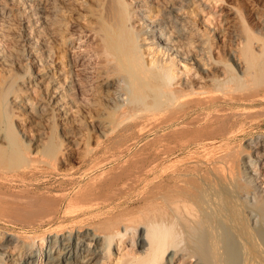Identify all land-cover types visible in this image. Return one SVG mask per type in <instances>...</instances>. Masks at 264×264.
I'll use <instances>...</instances> for the list:
<instances>
[{"label": "bare ground", "instance_id": "obj_1", "mask_svg": "<svg viewBox=\"0 0 264 264\" xmlns=\"http://www.w3.org/2000/svg\"><path fill=\"white\" fill-rule=\"evenodd\" d=\"M35 1L37 2V0ZM111 1L112 0H110V4ZM115 1L116 0H114V2ZM118 1L120 2L119 7H113V8L108 7L109 10L107 8L105 9V11L107 10L108 13L107 14L105 13L106 15L105 24L103 25L101 32H99L102 41H104L103 43L104 46L102 45L103 48H100L102 52L101 51L100 52L107 56L106 61L102 59V63H105L106 67L104 66L105 68L103 70H100L97 75L98 78L97 80L99 83V93L101 99L99 101H101V107H103L108 111V113L110 114L109 116H113V118L109 121L108 119L105 122L102 121L103 128L101 127L102 129L100 130L102 136L104 135V139H106V137L108 139V137L112 138V136L118 135L120 134V132H124V130L131 127V125L127 124L130 121H134L133 126L135 128H139L140 131L143 129L144 126H146V124L150 122L158 121L159 122L158 125L162 129L166 127H174L173 131L171 130L172 132L170 131L169 132L173 133V136H175L176 138V139L174 138L176 140V143L174 145L164 144L165 146H163L164 148H161L162 150L159 147V149L161 150L160 157L163 158L161 160L165 161V159L170 155H173L176 152L185 149L189 150L192 147H196L197 149H202L203 158L198 160L197 162H194L193 165H190L188 167H183L185 169H181L182 167L178 168L176 164H172L171 167L173 168V170L171 171L172 173L170 174L169 177H167L168 167H164V169L162 170V175H161V180L159 181V185L157 186L155 185L156 183L155 184L153 183L157 187L156 190L157 193L156 191L155 193H153L154 191L153 192L150 191L148 192L151 193L150 196L144 197L145 199L143 200V201H147V204L149 203L147 205L148 211L145 214L148 215V217L139 216V214L137 213L138 212L140 213L141 211L137 212L136 210L137 213L134 214H130L129 213L130 211L129 212L127 211L129 214L127 213L126 215L127 218L124 219L121 216L122 211L120 210L121 212L116 214L115 217H114L115 214L113 216L109 215L110 217L107 218V221L104 220L106 221L104 222V224L102 222H99V224L97 225H95V223L84 224V222H82L83 224L75 226L74 225L75 220L78 218L77 216L79 215V212L76 210L75 207L77 206L79 207V205L81 207L84 204V203L82 205L78 204L79 202H81L79 200L81 197L79 193L80 196L78 197L79 201L75 199L78 202L74 200L75 202L73 201L72 203L71 199L69 203H67L68 201L66 202L68 205L67 208L65 209V213H66L65 215H67L66 217L71 218L69 222L71 223V221H73L72 224L69 223L60 224L56 228L54 227L55 230L53 229L52 232L50 233L47 232L48 234L46 235L44 234L45 236L41 235V237H39L37 235L39 238L37 236H34V238L37 237L34 240H33V236L30 235L28 236L24 234L25 236H28L30 239L27 240V238L19 235L18 236L13 235V233L6 234L2 238H0L1 240L0 255L4 258L3 262H0V264H5L7 262L10 263L14 262L16 264H37V258L42 255L41 254V252L43 251L42 248L40 249L38 248L36 252H34L35 249L34 250L32 249L33 250L32 253H28V250L31 249L32 246H35V244H37L38 242L44 243L46 241L48 242L52 241L53 247H51L48 251L43 252L45 253L43 256L45 257L44 264H101L103 260L107 258V256L105 255L106 246L105 244L103 245L102 240L103 238H106L104 237L106 233L104 231L109 229H112L113 231L112 232L110 230L111 233L109 232L111 234V235L109 234L110 236L108 239V240L111 239L110 243H112L114 237L116 238V236L117 238L119 236L121 239H128V235L132 233L133 235L131 234L132 235L131 239L134 241V247L138 246L140 248L139 253H141V256H138L137 253L133 254V252L132 253L128 252L125 255L126 257H124L125 259H123L122 263L119 262L121 264H159V262L163 259L166 253L168 254L164 264H175L177 258L180 257L184 258V256H188V258L183 260L184 264H264V194H259L258 192L260 191L256 192L257 189L253 190V187H255L254 185L255 178L253 176H250V171L247 170L245 166L251 162L250 160L253 161L256 153H257L256 159L263 161L264 148L262 147L263 153H261L260 148H256V146L259 143L256 142L258 138L255 139L254 137L252 141L254 145L244 146L242 150L232 149L230 146L233 139L237 137L238 132H240V130L245 124L241 122V119H244L245 116L247 117V115L252 112L251 111L252 109L250 110L246 109L245 111L243 109L248 107H253L255 105L261 106L264 104V49L261 52L260 51L257 52L254 48L255 40L262 41L263 42L262 46L264 45V27H263L264 25L262 26L263 29L261 31L258 32L255 31L254 34L250 30L245 28L241 32L238 31V33L235 34L232 33L234 37L231 35L233 38L240 37L246 40L244 47H242V49L239 52L241 57H243V59L247 64L246 65L247 67H245L246 68L245 71L243 72L242 70H240V64L239 61H237L236 59L237 56H235V53L233 52L229 53V51L221 49L217 62L222 63L227 61L226 57L228 56L229 58L228 61L230 60L232 62L235 71H238L240 75L234 73L235 71L233 70V68L227 65L230 68L229 69V72L231 73L230 75L232 76V74L233 75L237 74L236 77L232 76L230 79L228 78L225 80H220L219 77L217 76L218 73L217 71L218 68H217L214 71L215 74L213 75V78L211 79L212 75L209 72L210 70H207L206 68L207 66L208 67L210 66L209 65L211 62L210 60L215 58H213V55L211 54L210 51L211 45H209L210 40L208 37V32H206L209 29L207 30L205 29V31H203V33L200 35L201 37L199 35L193 36V29L190 28H192L191 26L193 25L200 27L199 20H201L200 19L201 13L203 12H201L202 10L197 11L196 9H194V7L192 6L193 4H191L192 3L191 0H158V2L157 1L155 2L156 3L155 7H151L152 0L151 1L134 0L135 5L131 7L127 6V4H122L123 3L122 0H118ZM162 1L163 4L161 5ZM1 6H3V4L0 1V7ZM1 10L2 9H0V13ZM53 12L56 11H52V14H54ZM135 12L136 13L139 12L137 14V17L141 23L138 27L139 29L137 30H135L134 27H131L132 24L134 23L133 14H135ZM151 12L153 14H149ZM51 16L53 15L48 14V15H42L40 17L43 19L42 21H44V23H48L47 25H49V23H51V19H50ZM52 23L54 25V22ZM189 35H192L193 37ZM99 46L101 47V45ZM146 51L150 52L148 53L150 55L149 57L151 58L149 57L145 58ZM29 53H28V57L30 54H32V56L33 55L37 56V54H35L36 52L34 53V51H32V53L30 54ZM166 55L168 56V58L164 59V56ZM172 55L173 56L175 55L176 57L175 59L177 61L170 58L172 57ZM0 62L2 64H7L10 61L6 55L0 53ZM181 64L187 73L188 72L190 73L192 70H194L192 71L193 72L192 75L196 74L198 78L194 80H190L179 86L176 85L177 83L175 82L176 80L175 70L178 69V66H180ZM71 80H69L68 83H65V86H62L61 84H58L55 81V76L51 72L47 71V72H42L40 75L29 80V83L33 84L42 92H44L46 88L49 89L50 95L48 97L50 99V102H52L54 108H59L62 110L63 108L61 101L63 99L65 98L67 99L68 105L70 104L73 105L75 103L72 102V98H71V96L73 97L74 94L73 89L75 88L74 85H72L73 82ZM208 81H213V83L208 84ZM123 92L126 93V95L128 96L127 102L120 100L119 98V94ZM98 95L99 94H97V98L99 99ZM59 97L60 100L58 101L57 99ZM41 108L42 107H40V109ZM93 108H98V107L96 105ZM68 112L69 111H67V113ZM101 114H102V110L99 115ZM46 115L49 114H46L45 110H42L41 117L45 119ZM248 119L246 121H249ZM250 119L254 120L251 117ZM263 121L262 122L260 121L261 124L263 123ZM250 124H252V122ZM155 125L157 124H154L151 127L153 128L155 127ZM145 131H147V128ZM100 132L98 134H100ZM127 137H129V135ZM169 138H170V134H169ZM130 139H132V137ZM152 139H149L148 141ZM161 139L162 138H160V140ZM160 140L158 139V142ZM0 141H1V136H0ZM4 142L5 141H3V143ZM152 142L153 141H151V143ZM154 142L158 144L157 140ZM171 142L174 143V141ZM125 144L123 141V145ZM4 146H5L4 148H6V145ZM127 146L124 147L126 148ZM149 147L150 145L147 148ZM2 148L3 147L0 146V150ZM122 149L123 148H121L120 151ZM159 149L157 150L156 148L158 153H159ZM4 150L5 149H3V156L5 154ZM141 150L142 149L140 147L139 153L140 152L143 153V150L142 151ZM27 151L30 150L27 149ZM94 153L95 152H93V155ZM122 153L123 152H121V154ZM147 153H144L146 154V156L142 154L141 158L139 157L140 154H138L139 156H135V157L143 159L142 157L144 158L148 157ZM199 153H201V151ZM34 154H35L34 156L33 154L31 155L32 157L30 159H32L31 161L36 162V158H37L36 156L39 155H37L38 153H34ZM89 154L90 153H88V155ZM9 155L10 154H8V156ZM15 155L16 154L13 155L11 153L9 160H11L12 156L15 157ZM23 155L28 159V157L30 156V152L29 154L27 152V155L29 156H27L26 153H23ZM41 156L44 155H40V157ZM49 156L50 155H48V157ZM20 157H22V155ZM46 157L42 158L43 160L38 158L39 162L40 161H41L40 163L44 162V159ZM135 157L133 158V161L136 160L140 161L137 158L135 159ZM114 158L115 157H113V159ZM247 158H249L248 159L249 161L246 160ZM105 160L104 162H106ZM128 160L126 161V163L130 162ZM145 160H143V162ZM1 161L2 159L0 156V162ZM21 161H23V159ZM27 161H29L28 163H30V160ZM150 161L152 160H149V162ZM143 162H139V163L144 165ZM45 163L47 164L48 162ZM93 163H95V161ZM131 163L130 164L127 163V165H131ZM133 163L135 165L137 162H133ZM139 163H137V165H139ZM98 165L99 164L95 166V164L94 165L92 164V166H95L96 168ZM127 165L124 164L123 165L124 167L122 166V169L120 168V166L119 167L115 166V168L117 167L120 168L122 171H125L126 167L129 168V166ZM143 165H141V167ZM135 167L138 166L135 165ZM148 167L145 168L147 169ZM29 168L32 167L29 166ZM138 169H140V167ZM148 169L147 171L150 172L149 170L151 169L149 170ZM129 170L131 171L132 169ZM133 171L127 174L124 172L123 173L125 174V176L128 174L129 175L134 174V176H136L137 174L135 175ZM140 171H142L144 174L143 170ZM142 172L141 174L139 172L141 176H143ZM98 174L100 176L101 173ZM28 175L29 174H27V176ZM32 176H34V172ZM103 176L101 175V177ZM101 177H97V178L100 179ZM108 177L109 176H107V178ZM18 178L25 179L26 177L23 175L9 174L6 171H3V169H1L0 166V212L1 213L10 214L15 218H17L16 220H20L26 224L29 223V225L35 222H39L40 224H43L44 222L47 223L48 220H53L60 217L62 205L66 200V197H64L63 195H62L63 196L62 199L58 201L57 204L53 203L55 202L56 199L54 198L51 199V202L53 204L43 203L39 205L35 203L34 201L35 199L34 200L30 199L33 198L32 194H31L32 197L30 196L29 199H28V195L27 196L24 195L26 192V189H24V187L23 189L25 190V192L23 193L19 192L22 191L23 189L22 190L17 189L19 192L18 193L19 195L17 196L19 197L22 194L25 197H27V200L29 201L27 203L24 202L23 200L24 198L23 199L19 198V200H23L22 202H18V198H17V202H16L15 201L16 197L11 194V191L6 192L2 190L5 184L11 182L13 183V181H15L16 179L18 180ZM94 178L93 180H95ZM105 178L104 177L101 178L102 181H105ZM135 178L136 177H134L133 179ZM71 179L72 178H70V180ZM99 179L98 181L101 182ZM93 180L91 181L94 183ZM113 180L114 179H112V181ZM131 180L132 179H130V181ZM170 180L171 182L169 183ZM26 182H29V179ZM89 182L88 184L91 185L92 182L90 183ZM114 182H112L111 186L108 185L109 186L108 188L113 193L115 188V187L113 188ZM132 182L133 180L130 183ZM16 184L17 183H15V185ZM90 185L89 186L87 185L88 187L84 186L85 189L89 190V188L94 187V185L91 186ZM128 186L126 187L129 189L130 186L129 187ZM84 187L82 188L83 193L85 191ZM122 187L124 188V184ZM30 188H27V191ZM103 189L105 188L103 187ZM88 190L86 191L88 192ZM14 191L15 190H13V192ZM29 192L30 191H28V193ZM109 192L110 191H107V193L104 192L103 193L106 195H110L111 193ZM243 193L251 195L250 198L251 200H249V202H246L243 199V195H244ZM75 194L76 193L74 192V195ZM116 194L119 195V192ZM257 194L262 197V199L260 200L261 202L260 205H258V203L255 202L254 203L251 202L253 200L252 195H254L253 201H255L258 197ZM59 195L57 194V196ZM97 195L99 198L100 194ZM47 196L45 200L47 199L50 200L49 198H47ZM93 196L95 195L93 194ZM93 196H91L90 198L91 202L92 199H94ZM108 197L110 198L111 196ZM108 197L104 199L107 200ZM115 197H117V195ZM104 199L102 198L101 201L102 200L105 201ZM94 201L95 203L97 201L95 205H98L99 202L97 198H95ZM94 201L92 202V204L94 203ZM87 202L89 201L87 200ZM74 203H77L78 205L72 206ZM122 210L124 211L123 208ZM135 214H137V216ZM84 219L86 218L84 217ZM84 219L82 221H84ZM9 220L10 218L7 219V221ZM119 220H125L126 222L124 221L123 222L124 224L123 223L121 224ZM96 222H98V220ZM181 230L186 232L188 236H190L193 240H195L193 241V243L196 242V248L181 247L180 249L174 250L178 246L176 245L177 244L176 235L178 231L181 232ZM137 233L138 235H136ZM183 234L184 233H182V235ZM187 234H185V236H187ZM186 239L189 238L187 237ZM187 242H190V240H188ZM189 245L192 246L191 244H188V246ZM173 247L175 248L169 252V250Z\"/></svg>", "mask_w": 264, "mask_h": 264}, {"label": "rangeland", "instance_id": "obj_2", "mask_svg": "<svg viewBox=\"0 0 264 264\" xmlns=\"http://www.w3.org/2000/svg\"><path fill=\"white\" fill-rule=\"evenodd\" d=\"M0 1L3 4V6L0 7V9H2L0 13V53H3L4 55H6L10 61L7 64H2L0 62V136H1L0 144L2 143L0 146L3 147L0 150V156L2 159V161L0 162V166H1V169H3V171H6L9 174L23 175L26 177L25 179L18 178V180L16 179L15 181H13V183L11 182V183L5 184L2 190L6 192L11 191V194L16 197L15 198L16 202L18 198V202H22L24 200V202L27 203L29 201L27 200V197L25 196L28 195V199H29V197L32 194L33 198H30V199L32 200L35 199L34 200L35 203L39 205L43 203L44 204L46 203L47 204H53V203L57 204V202L60 201L63 196L66 197V200L62 205L60 217L57 219L48 220L47 223L44 222L43 224H40L39 222H35L29 225V223L26 224L20 220H16L17 218H15L14 216L10 214H3L0 212V235H1L0 238H2L6 234L13 233V235H17V236L19 235V236L25 237L27 238V240H30L28 237L30 235V236H33V240H34L38 236L39 237H41V235L45 236L46 234L52 232L53 229L55 230V228L60 224H63V223L72 224L73 221H71V223L69 222L71 218L66 217L67 215H65L66 214L65 209L67 208V205H68L67 203H69L71 200H72L71 201L72 203L75 199L78 200V197H80L79 193L81 195L79 199L81 202H79L78 204L82 205L84 203L85 206L83 204L81 207L80 205L78 207L77 203H74L72 205V206L74 205L77 206L75 208L79 212V215L77 216L78 218L75 220L76 224L74 223L75 226L83 224L82 222H84V224H89V223L94 224L95 223V225H97L99 224V222H102L104 224V222L107 221L108 217L113 216L114 214H115L114 215L115 217L116 214L120 213L121 211H122L121 216L124 219L127 218L126 215L129 211H130L129 212L130 214H134V213H137L138 211H141L142 213L141 212L137 213L139 214V216L148 217V215H145V214L148 211L147 205L149 203L147 204V201H143V200L145 199L144 197L150 196L151 193H148V192L154 191L153 193H155V191L157 190V187L155 185L157 186L159 185V181L161 180L162 170L164 169V167H168L167 177H169L170 174L172 173L171 171L173 170V168L171 167L172 164H176L178 168L182 167L181 169H185L183 167H188L190 165H193L194 162H197L198 160L202 159L203 152H202V149H197L196 147H192L189 150L185 149L182 151H178L173 155H170L169 157L165 159V161L161 160L163 159L162 157H160L161 150H162L161 148H164L163 146L165 145H174L176 143V140H175L176 138L175 136H173V133H170L173 131L174 127H166L162 129L158 125L159 123L158 121L150 122L151 124L148 123L149 125L146 124V126H144L142 129L143 132L142 130L140 131L139 128H135L133 126L134 121H130L127 124L131 125V127L127 128L128 130L127 129L124 130V132H120V134L118 135H114L115 138L114 136H112V138L108 137L107 139V137L105 136L106 139H104V135L102 136V133L100 132V130L103 128L102 123L105 122L107 119L108 121L111 120L113 116H109L110 114L108 113L106 109L101 107V101H99L101 99H100L99 83L97 80L98 79L97 75L100 70H103L106 67L105 63H102V59L106 61V58H107L105 54L101 53L102 50H100V48H103L102 45L104 46L103 44L104 41H102V38L99 32H101V29L103 25L105 24V19H106L105 13L106 14L108 13L107 10L105 11V9L106 8L108 9V7L109 8L119 7L120 2L118 0L114 2V0H112L110 4V0H37V2L35 0H0ZM156 1L158 2V0H152L151 7L156 6V3H155ZM191 1H192L191 4H193L192 6L194 7V9H196L197 11L202 10L201 12H203L201 13V17H200L201 20H199L200 27L193 25L191 26L192 28H190V29H193V36L194 35L200 36L203 33V31H205V29L206 30L209 29L206 32H208V37L210 40V43H209V45H211L210 51H211V54L213 55V58L216 59V61L215 59L210 60L211 61L209 64L210 66L209 67L207 66L206 68L207 70H210L209 72L212 75L211 79L213 78V75L215 74L214 71L217 68L219 69V70L217 69L218 71L217 76L219 77L220 80H225L228 78L230 79L232 76L236 77L237 74L240 75L238 71H235V68L233 67L232 62L230 60L228 61L229 59L228 56L226 57L227 59L224 58L227 61L224 60L225 62H222V63L217 62L219 58L218 56H219L221 49L227 50L229 51V53H232V52L235 53V56H237L236 59L237 61H239V64H240V70H242L243 72L245 71L246 69L245 67H247L246 66L247 64L245 60L243 59V57H241L239 52L242 49V47H244L246 40L240 37L233 38L234 36L232 35V33L235 34V33H238V31L241 32L246 28L254 34L255 31L258 32L263 29L264 27L263 26L264 25V0H245L247 2H245L244 0L243 1L242 0H191ZM122 2H123L122 4H127V6L129 7L135 5L134 0H122ZM162 4H163V1L161 5ZM52 11H56V12H53L54 14H52ZM138 13L139 12L137 13L135 12V14L132 13L134 15L133 17L134 23L132 24L131 27H134L135 30L139 29L138 27L141 24L137 17ZM48 14L53 15L50 17V19H51V23L54 22V25L53 23L52 24L49 23V25H47L48 23H44V21H42L43 19L40 16L48 15ZM149 14H153V13L151 12ZM260 26L261 27L263 26V27L261 28ZM189 36L193 37L192 35H189ZM262 44H263L262 41H258V40L254 41V48L257 52L263 51L264 45L262 46ZM99 45H101V47ZM32 51H34V53L36 52L35 54H37V56L35 55L32 56V54H30L32 53ZM148 52L149 51H146L145 58H148L150 56L149 55L150 52L149 53ZM28 53L30 54L29 57H28ZM35 57H38V58H35ZM167 58H168L167 55L164 56V59H167ZM170 58L176 60L175 55L174 56L172 55V57ZM225 65L226 66L229 65L230 67H232L233 70L235 71L234 73H237V74H234V75L232 74L231 76L230 75L231 73L229 72L230 68L228 66L226 68ZM47 71L51 72L55 76V81L58 84H61L62 86H65V83H68V81L72 79L71 81L73 83L72 82L71 83L75 87L73 89L74 90L73 97L71 96L72 102L73 103L75 102L73 105L72 104L68 105L67 99L65 98L61 101L62 108L64 110L63 109L61 110L59 108H54V105H52V102H50V99L48 97L50 95L49 89L46 88V90L42 92L37 87H35L33 84L29 83V80L40 75L42 72H47ZM192 71L190 73L189 72L187 73L184 67L182 66V64L178 66V69L175 70L176 72L175 82L177 83L176 85L180 86L190 80L197 79L198 76L196 74L192 75L193 74ZM212 83L213 81H208V84H212ZM97 94H99L98 95L99 99L97 98ZM119 98L120 100L127 102L128 96L126 95V93L123 92L119 94ZM57 100L59 101L60 97ZM98 101L100 102V104ZM94 105L95 106L97 105L98 108H93L95 107ZM40 107L42 108L40 109ZM100 109L102 110L101 115H99L101 113ZM246 109L247 110L252 109L251 110L252 112L250 111L251 113L248 114L247 117L245 116L246 118L244 117V119H241V122L245 124L240 130V132H238L237 137L233 139L230 146L232 149L242 150L244 146L254 145L252 143L253 137H254L255 139L258 138L256 142L260 144V145L258 144L257 145L258 147L256 146V148H260L261 153H263L262 149L264 148V121H263L264 120L263 118L264 117V104L261 106L255 105L253 107H248L243 110L245 111ZM42 110H45V113L49 114V115H46L45 119L41 117ZM67 111L69 112L67 113ZM257 112L258 114L260 113L259 114L260 116L257 114ZM250 117L253 118L254 120L250 119ZM247 119L249 121H246ZM260 121L261 122L263 121V123L261 124ZM251 122L252 124H250ZM154 124H157V125H155V127L152 128L151 126H153ZM146 128H147V131H145ZM99 132L100 134H98ZM168 133L170 134V138H169ZM130 134L133 136H131ZM128 135L129 137H127ZM98 136L100 139L98 138ZM131 137L132 139H130ZM159 137L162 139L160 140ZM149 139H152V140L148 141ZM158 139L163 143V145L160 141L158 142ZM100 140L103 143H101ZM156 140L158 144L154 142ZM3 141L5 142L3 143ZM112 141L114 142V144ZM123 141H124V144L126 143L125 145H123ZM151 141H153L157 145L154 144L153 142L151 143ZM171 141H174V143ZM120 142L122 143V145ZM4 145H6V148H4L5 147ZM145 145L147 147L150 145V147L147 148ZM114 146H115V149H114ZM124 146H127L128 149L127 147L125 148ZM140 147L143 150V153L142 152L139 153ZM155 147L157 148V150L160 147L161 150L159 149V153L157 152ZM121 148L123 149L120 151ZM3 149H5L4 156H3ZM27 149L30 151H27ZM90 149H93V150H90ZM106 149L110 152H108ZM152 150L153 152L154 151L156 152L153 153ZM200 151L201 153H199ZM27 152L28 154L30 152V156L27 155ZM87 152L90 154L88 155ZM93 152H95L94 155H93ZM121 152L123 153L121 154ZM149 152L152 153L153 155L150 154ZM11 153L13 155L16 154L17 156L16 155L15 157L12 156L11 160H9ZM23 153H26V155L29 156L28 159L27 157L24 156L25 154L23 155ZM34 153H38L37 155H39V156H36L37 157L36 162L38 163H36L35 161L33 162L31 161L32 159H30L32 157L31 156L32 154L33 156L35 155ZM141 153L144 156H146V154L144 153H147L148 157L146 158L142 157L143 159H140L142 156ZM8 154L10 155L8 156ZM138 154H140V156ZM256 154L254 156L255 158L253 159V161L250 160L251 162L245 166H246V169L250 171V176H253L255 178V182H254L255 187H253V190L257 189L256 192L260 191L258 192L259 194H264L263 193L264 192V160L263 161L257 160ZM21 155L22 157H20ZM40 155H44V156L40 157ZM46 155L47 157L48 155H50L51 156V157L49 156L50 159L49 157L47 159ZM100 155L101 156L103 155L102 156L103 158ZM135 156H139L140 158L135 157ZM44 157H46L44 159V162L40 163L41 161L39 162L38 158L43 160L42 158ZM113 157L115 158L113 159ZM134 157L135 159L137 158L140 161H137V160L133 161ZM21 158L23 159V161H21L22 160ZM12 159H15V160H12ZM26 159L30 160V163H28L29 161H27ZM126 159L127 160L129 159L128 161H130V162H127L128 164L132 162L131 165H127ZM248 159L249 158H247L246 160L249 161ZM104 160L106 162H104ZM143 160L148 161V162H145V161L143 162ZM149 160H152V161L149 162ZM94 161L95 163H93ZM45 162H48V163L46 164ZM133 162H137V163L143 162L144 165L141 163L137 165L136 163L135 165L138 167H135ZM91 163L93 165L95 164V166L97 164L99 165L96 168L95 166H92ZM124 164L129 166V168L125 166L126 167L125 171H128V172L121 170ZM132 164L134 165V167ZM141 165L143 166L141 167ZM29 166L32 168H29ZM115 166L117 167L120 166L121 169L117 167L115 168ZM139 167L140 169H138ZM145 167H148L152 171L147 168L150 171L148 172ZM129 169H132L131 171L134 170L133 173H135V175L137 174L138 176L137 175L134 176V174H131V175L128 174L129 176L128 175L125 176L124 173L127 174L131 172ZM140 170H143L144 174ZM137 171H139L140 174L142 172L143 176H141L139 172ZM33 172H34V176H32ZM26 173L29 175L27 176ZM98 173H101L100 176ZM101 175L102 176L104 175L103 176L104 178L106 177L105 181H102L101 178L103 177H101ZM132 175L136 178L133 179L134 177ZM95 176L101 177V178L99 179ZM107 176L109 177L107 178ZM70 178L72 179L70 180ZM93 178L95 180H93ZM127 178L132 179L133 182L130 183L132 180L130 181V179H127ZM28 179H29V182H26L28 181ZM98 179L102 183L99 182ZM112 179H114L115 182L114 180L112 181ZM88 180L90 182H92L91 180H93L95 183V184L93 182H92L93 184L91 183V185H94V187L92 186L93 188H89V190L85 189L84 187V186L90 185L88 184L89 182ZM111 181L114 182L113 183L114 185L113 188L115 187L114 193L116 194L119 192V195L116 194L117 197H115L116 195L108 188L109 186L112 185ZM170 182L171 180L169 181V183ZM15 183L17 184L15 185ZM153 183L154 184L156 183V184L154 185ZM123 184H124V188L122 187ZM132 184L134 185V187ZM128 185L130 186L129 189L126 187ZM23 187L24 189H26V192L23 189ZM83 187L85 189L84 193L82 192ZM103 187L105 189H103ZM27 188H30L28 190L30 191L29 193L27 191ZM12 189L15 191L13 192ZM17 189L19 190L23 189L22 191H19V192L21 193L25 192L24 194L25 196L21 194V196L18 197L17 195H19L18 194L19 192ZM86 190H88L90 194ZM139 190H142V191H139ZM107 191H110L109 193L111 194L110 195L104 194V193H107ZM137 191L139 192V194ZM74 192L76 194L78 192V194L74 195ZM56 193L58 195L60 193L61 194L57 196ZM92 193L95 196H93ZM97 194H100L101 199L102 198L106 199L108 196H111L110 198H113V197L114 198L110 199L108 197L107 199L108 201L105 199H104L105 201L103 200L101 201L100 197L98 198ZM243 194H244L243 199L246 202H249V200H251L250 199L251 195H248L246 193H243ZM46 196L50 200L48 199L45 200ZM91 196L94 197V199H92V202L95 200V198H97L99 202L98 205H95L97 201L96 203L94 201V203L92 204L91 199H90ZM259 196L260 195H258V197L256 196L257 199L253 201L254 195H252L253 200L251 202L252 203L255 202V203H258V205H260L261 204L260 200L262 199V197L261 196L259 197ZM84 197L86 200L84 199ZM19 198L20 199L24 198V199L19 200ZM54 198H56L55 202L52 203L51 199H54ZM87 200L89 202H87ZM136 206L137 207L140 206V207L137 208ZM122 208L124 209V211L122 210ZM131 208L132 209L136 208V209L132 210ZM137 214L135 215L137 216ZM93 215L95 216V218ZM8 217L10 218L9 220L10 222L7 221V219H9ZM84 217L86 219H84ZM79 219L81 222L79 221ZM83 219L84 221H82ZM97 220L98 222H96ZM77 221H79L80 223ZM119 221L122 224L125 220H119ZM110 230L112 231V229L104 231L106 232L104 235V237L106 238H103L102 242H103V245L105 244L106 246L105 255L107 256V258H105L101 264H121L123 259H125L124 257H126L125 255L128 252L130 253L133 252V254L137 253L138 256H141V253H139L140 248L138 246L134 247V241L131 239V236L133 235L132 233L128 235V239H121L119 236L118 238L116 236V238L114 237L112 243H110L111 239L108 240L109 236L111 235ZM182 233L184 234L182 235ZM24 234L28 236H25ZM185 234L187 233L184 232L183 230H181V232L178 231L176 235V240H177L176 245L178 246L176 248L175 247L171 248L169 252L173 250L174 248H175L174 250L180 249L181 247L196 248V242L193 243V241L195 240H193L190 236H188V234L187 236H185ZM136 235H138V233ZM34 236H37V237L34 238ZM184 236L186 238L188 237L189 239H186ZM188 240H190V242H187ZM183 241L186 244H184ZM188 244H191L192 246L190 245L188 246ZM39 245H41L42 247ZM51 247H53L52 241L51 242L46 241L44 243L38 242L37 244H35V246H32V248L28 250V253H32L34 249H35L34 252H36L38 248L39 249L42 248L43 250L41 252L42 255L37 258V264L39 263L44 264L45 257L43 256L45 253L43 252L48 251ZM167 254L168 253H166V255L159 262V264L165 263ZM186 258H188V256H184V258L183 257L177 258L175 264H184L183 260ZM3 259L4 258L0 255V262H3ZM13 263L14 262H11V263L7 262L5 264H13Z\"/></svg>", "mask_w": 264, "mask_h": 264}]
</instances>
